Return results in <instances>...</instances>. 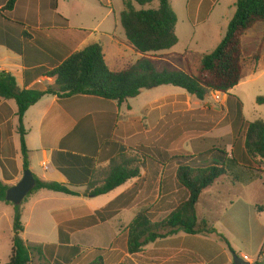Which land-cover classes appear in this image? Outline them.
Segmentation results:
<instances>
[{"label":"trees","instance_id":"16d2710c","mask_svg":"<svg viewBox=\"0 0 264 264\" xmlns=\"http://www.w3.org/2000/svg\"><path fill=\"white\" fill-rule=\"evenodd\" d=\"M16 1L8 0L6 7L12 8ZM155 1L159 4L156 10H137L133 5L143 7ZM123 3L120 26L130 48L141 55L128 68L120 71L110 70L101 46L91 44L81 51L74 52L61 64L54 65L50 71H44L43 76L53 80V85L44 91L19 89L12 75L0 72V99L14 100L17 106V132L20 137L23 171L29 169L25 131L22 125L23 116L42 97L46 95H53L59 99L91 97L111 105L115 110V106L137 97L142 90L159 86L180 88L198 100H204L210 92L227 95L242 78L243 36L254 25L264 24V0H237L235 13L227 26L225 36L212 52L203 55L198 72L193 75L171 65L161 54L177 44L175 35L177 19L168 0H123ZM55 5L56 1L54 7ZM263 42L262 38L258 44L256 60L263 49ZM237 102L242 113L241 102L238 100ZM256 103L263 105L264 97H258ZM228 106L230 109V103ZM116 117L115 115L114 121ZM244 122L242 131L233 138L224 136L206 139L205 149L197 151L195 156H179L175 152L140 146L132 150L135 157L130 158L124 154L125 150L121 147L120 153L109 161L105 169L100 170L93 158L54 151L51 155V164L65 177L67 184L41 181L33 175L36 185L27 197L40 190H47L66 196L96 198L132 179L139 178L140 168H132L133 162L141 163L147 159L162 166L168 162H176L175 177L187 191V199L161 222H151L145 212L138 213L128 225V253L135 254L145 245L172 237L179 232L192 236L214 234L216 230L212 227L207 228L206 221H202V227L198 224L197 204L203 191L212 187L216 180L223 176L233 177L232 170L236 167L255 170L254 166L260 162L264 163V122L262 120ZM99 137L101 144L105 143L102 134ZM106 140L107 143L111 142L110 137H106ZM8 188L0 182V203L13 206L5 200ZM79 188L85 190L81 195L74 190ZM13 210V236L8 264H29L31 252L20 237L24 232L20 207L13 206ZM100 214V211H95L93 215L84 219L79 218L60 224L57 228L59 241L67 240L63 228L93 227L103 221L102 217H98ZM219 236L233 253L224 237ZM263 252L264 241L259 256Z\"/></svg>","mask_w":264,"mask_h":264},{"label":"rangeland","instance_id":"374dc122","mask_svg":"<svg viewBox=\"0 0 264 264\" xmlns=\"http://www.w3.org/2000/svg\"><path fill=\"white\" fill-rule=\"evenodd\" d=\"M154 5L157 3H153L151 7L154 8ZM263 27L262 23L257 24L243 39L242 79L228 96H222L221 102L214 101L212 92L208 93L201 102L186 91L169 85L145 89L137 97L127 99L125 103L132 108L130 117L135 119L130 121L128 135H121L120 131H117V137L111 145L114 155H117L119 146H123L124 154L130 158L135 157L132 150L140 146L159 148L154 146L152 132L145 136L138 134L139 124L142 123H138L139 120L136 119L140 116V110L145 107L144 104L156 97L184 95L186 99L184 101L179 99V102L185 105L188 100L194 108L204 106L213 108L221 119L225 117L221 122V127L225 128L214 133L220 134V137L237 136L242 131L244 120L264 122V104L256 103L258 97H264V51L259 52L258 60L255 59L258 53L257 43ZM119 31L121 34L117 40L121 42L125 36L120 26ZM254 36H258L256 40L252 39ZM118 46L127 52L130 51L122 45ZM104 50L109 60L110 49L104 47ZM174 52L189 54L187 57L174 56L172 60L177 64V68L196 75L201 58L212 51ZM118 64L113 68L121 69L129 63L122 60ZM109 66L112 68V65ZM237 100L242 103V113L239 111ZM197 103L199 106L196 105ZM122 113H128L126 104L121 108ZM130 117L122 116L120 121L124 122ZM197 130L199 129L183 132L179 129L172 137V146H161L170 150H161L175 152L179 156H195L197 151H201L195 148L197 140L200 139ZM34 158L36 165L38 160ZM156 164L147 159L141 163L133 162L132 168H140L139 178L125 183L122 191L105 207L98 210L101 213L98 217H102L103 221L85 229L63 228L67 240L59 241L56 220H60L59 225H63L68 221L84 219L91 215L88 214L90 210L106 204L113 194L83 198L41 190L27 197L19 207L24 227L20 237L30 249L29 264H225L230 257L233 261L234 255L240 257L244 254L254 259L258 258L264 241V163L262 162L254 166L255 170L236 167L232 170L233 177L223 176L211 188L203 191L197 204L198 224L202 227V221H206L207 228H214L216 233L192 236L179 232L172 237L149 243L135 254H129L128 225L138 213L145 212L151 222H161L188 197L187 191L178 183L176 177L174 178L176 162L163 165L165 180L161 184L158 177L159 164ZM34 172L40 174V169L34 167ZM232 183L235 186H232ZM84 191L80 190V193L83 194ZM13 214V206L0 204V264H8L11 256ZM219 235L228 242L233 253Z\"/></svg>","mask_w":264,"mask_h":264},{"label":"crops","instance_id":"0c3cea01","mask_svg":"<svg viewBox=\"0 0 264 264\" xmlns=\"http://www.w3.org/2000/svg\"><path fill=\"white\" fill-rule=\"evenodd\" d=\"M236 2L237 0H168L177 19L175 25L177 44L161 52L164 59L176 66L172 60L174 56L187 57L189 54L187 52L177 54L174 51H213L226 34L227 26L235 13ZM7 3L8 0H0V72L12 75L19 89L44 91L51 87L53 80L43 76V72L50 71L54 65L61 64L68 56L91 44L101 46L105 62L113 71L126 69L141 57L130 48L126 39L121 42L117 40L121 34L119 26L120 13L124 10L123 0H17L12 8H7ZM153 3H157L154 8L151 7ZM133 5L137 10H156L159 6L157 1L143 7ZM263 35L264 27L257 44L264 39ZM257 37L254 36L252 39L256 40ZM118 45L130 51L120 49ZM104 47L110 49L109 60ZM17 50L21 52H15ZM122 60L129 64L121 69L113 68ZM179 99L184 101L186 98L184 95H178L156 97L147 101L145 107L140 110V116L136 118L139 120L138 123H142L139 124L138 134L145 136L152 132L154 146L160 150H170L161 146H172V137L179 129L183 132L199 129L197 133L200 139L197 140L195 148L205 149L206 139L220 137V134L214 133L225 128L221 127L225 117L221 119L211 107L194 108L190 101L187 100L188 103L185 105L179 102ZM125 102L115 106L113 110L111 105L91 97L64 99L53 95L42 97L25 112L22 120L29 169L32 174L35 173L34 167H37L40 174L33 175L39 180L67 184L65 177L51 164V155L54 151L93 158L98 169H105L115 156L111 145L117 137V131L119 130L121 135H128L130 121L135 119L130 117L132 108ZM125 104L128 113L121 114V108ZM196 105L199 106V103ZM16 112L14 100L0 99V182L8 187L17 184L23 174ZM115 115L117 117L114 121ZM122 116L130 118L121 122ZM101 134L105 142L102 144L99 137ZM106 137H110V143L106 142ZM121 147L123 146L118 148V154ZM34 157L38 160L36 165ZM158 166L161 184L165 177L162 172L163 166ZM219 180L220 178L216 182ZM124 185L102 195L113 194L106 204L90 210L88 214L92 215L105 207L122 191ZM232 186L235 185L232 183ZM74 190L81 195L80 190L84 189ZM58 221L55 222L57 228L60 223ZM240 257L249 264L255 262L264 264L263 257L259 255L256 259L244 254ZM225 264H233L232 258L230 257Z\"/></svg>","mask_w":264,"mask_h":264},{"label":"water","instance_id":"95a60500","mask_svg":"<svg viewBox=\"0 0 264 264\" xmlns=\"http://www.w3.org/2000/svg\"><path fill=\"white\" fill-rule=\"evenodd\" d=\"M36 185L32 172L27 169L23 171L20 181L9 187L6 191L5 200L11 203L13 206H19L26 199V197L32 192ZM233 264H249L242 258L234 255Z\"/></svg>","mask_w":264,"mask_h":264},{"label":"built area","instance_id":"2783aa9c","mask_svg":"<svg viewBox=\"0 0 264 264\" xmlns=\"http://www.w3.org/2000/svg\"><path fill=\"white\" fill-rule=\"evenodd\" d=\"M223 95H224V94H221V93H219V92H212L213 99H214V101L217 102V103L221 102V100H222V96H223ZM263 257H264V252H263Z\"/></svg>","mask_w":264,"mask_h":264}]
</instances>
